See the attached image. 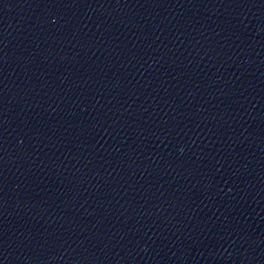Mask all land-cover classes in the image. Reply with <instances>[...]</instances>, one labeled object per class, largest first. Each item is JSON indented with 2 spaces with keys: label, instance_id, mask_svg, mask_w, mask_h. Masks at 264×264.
I'll list each match as a JSON object with an SVG mask.
<instances>
[{
  "label": "water",
  "instance_id": "1",
  "mask_svg": "<svg viewBox=\"0 0 264 264\" xmlns=\"http://www.w3.org/2000/svg\"><path fill=\"white\" fill-rule=\"evenodd\" d=\"M0 264H264V0H0Z\"/></svg>",
  "mask_w": 264,
  "mask_h": 264
}]
</instances>
